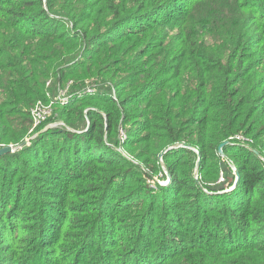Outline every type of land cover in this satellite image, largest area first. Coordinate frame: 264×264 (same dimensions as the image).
Masks as SVG:
<instances>
[{
  "label": "trees",
  "instance_id": "trees-1",
  "mask_svg": "<svg viewBox=\"0 0 264 264\" xmlns=\"http://www.w3.org/2000/svg\"><path fill=\"white\" fill-rule=\"evenodd\" d=\"M0 145V264H264V0H0Z\"/></svg>",
  "mask_w": 264,
  "mask_h": 264
},
{
  "label": "built area",
  "instance_id": "built-area-1",
  "mask_svg": "<svg viewBox=\"0 0 264 264\" xmlns=\"http://www.w3.org/2000/svg\"><path fill=\"white\" fill-rule=\"evenodd\" d=\"M67 89L62 90L61 88H58L57 91L55 92L54 95V101L60 103V104H66L68 103V101L70 100V97H67ZM85 94H94L95 90L94 88H87L84 92ZM50 113H51V103L50 104H43L38 102L37 104H35V106L31 109L30 111V117H31V121H32V126L31 129L29 130V135L30 137L28 139H26L24 142L30 143V140H32L33 138L36 137L37 133L36 130L44 123L46 122L49 118H50ZM55 124V125H54ZM52 125L57 126L58 123H54ZM50 125V126H52ZM21 146H17V147H12L13 149L12 152H14L15 150H18ZM3 148V146L0 145V149ZM231 169L234 171L235 169L230 166Z\"/></svg>",
  "mask_w": 264,
  "mask_h": 264
},
{
  "label": "rangeland",
  "instance_id": "rangeland-1",
  "mask_svg": "<svg viewBox=\"0 0 264 264\" xmlns=\"http://www.w3.org/2000/svg\"><path fill=\"white\" fill-rule=\"evenodd\" d=\"M49 85H50V82H48L47 84H46V87H49ZM62 90H64L63 88H61ZM54 116H56V114L54 113V111H53V106H51V113H50V118H52V117H54ZM54 123H58V125L57 126H54L55 124ZM52 124H54V125H52ZM50 125H52V126H50ZM48 127V128H47ZM46 130H52V131H62V130H66L67 131V127L65 126V124H64V122H62V121H60V120H56V121H51V122H48V123H46V125L44 126V130H42V131H46ZM73 132V131H72ZM75 133H77V132H75ZM122 139H124L123 138V136H122ZM29 145V143H27L26 144V146H28ZM23 147V146H22ZM21 148V147H20ZM19 148V149H20ZM16 151V150H15ZM118 152H122V155H124L123 154V151L120 149V148H118V150H117ZM125 156V155H124ZM155 182L157 183V184H159V185H161V186H164V185H166V184H168V180L165 182V181H163V180H158L157 178H154L153 179V181H149L148 182V184H149V187L152 189V190H155L156 188H155Z\"/></svg>",
  "mask_w": 264,
  "mask_h": 264
},
{
  "label": "water",
  "instance_id": "water-1",
  "mask_svg": "<svg viewBox=\"0 0 264 264\" xmlns=\"http://www.w3.org/2000/svg\"><path fill=\"white\" fill-rule=\"evenodd\" d=\"M48 128V127H47ZM225 144H227V142L226 143H224V144H222L220 147H219V149H218V153H219V155L220 156H222L223 157V153H222V147L225 145ZM24 145H26V142H24L21 146H24ZM13 151V149L11 148V147H3V148H1L0 149V157L1 156H3V155H6V154H9V153H11ZM122 153V152H121ZM163 153H165V152H163ZM163 153H162V155H163ZM162 155L160 156V157H162ZM234 173H235V177H236V180H235V183H234V185H233V187L237 184V182L239 181V175H238V173H236V170H234ZM165 174H166V171H165ZM167 178H168V180L170 179V176H167ZM195 179H197V171L195 172ZM233 187L231 188V189H233ZM230 189V190H231Z\"/></svg>",
  "mask_w": 264,
  "mask_h": 264
}]
</instances>
